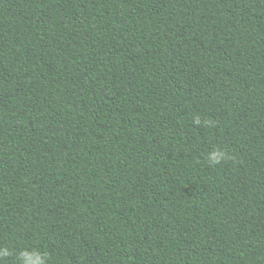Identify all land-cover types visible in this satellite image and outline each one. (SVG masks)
<instances>
[{
    "label": "trees",
    "instance_id": "trees-1",
    "mask_svg": "<svg viewBox=\"0 0 264 264\" xmlns=\"http://www.w3.org/2000/svg\"><path fill=\"white\" fill-rule=\"evenodd\" d=\"M0 248L264 264V0H0Z\"/></svg>",
    "mask_w": 264,
    "mask_h": 264
},
{
    "label": "clouds",
    "instance_id": "clouds-1",
    "mask_svg": "<svg viewBox=\"0 0 264 264\" xmlns=\"http://www.w3.org/2000/svg\"><path fill=\"white\" fill-rule=\"evenodd\" d=\"M194 122L198 124L200 122L199 118H197ZM227 158L228 157L226 156V154L223 151L218 150V149L210 152L208 155V160L210 164H218L221 162V160H225ZM37 254H38V259H39V253ZM8 255H9V252L6 248H0V257L8 256ZM43 264H44V261H43Z\"/></svg>",
    "mask_w": 264,
    "mask_h": 264
}]
</instances>
